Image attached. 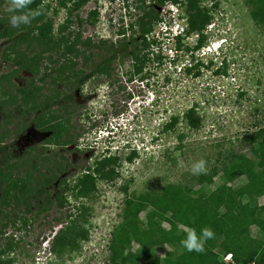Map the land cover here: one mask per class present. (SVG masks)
<instances>
[{
	"label": "rangeland",
	"instance_id": "obj_1",
	"mask_svg": "<svg viewBox=\"0 0 264 264\" xmlns=\"http://www.w3.org/2000/svg\"><path fill=\"white\" fill-rule=\"evenodd\" d=\"M81 1L42 0L53 21L55 38H73L81 33L83 40H103L119 46L128 39L130 25L141 14L135 8L138 0H84L80 5ZM183 1L155 7L161 20L148 39L155 42L150 51L153 56L159 55V60L150 55L152 61L145 62L141 73L135 74L133 61L120 55L113 60L110 77L86 78L69 91L74 93L72 102L68 101L74 112H55L62 121L70 119L61 133L68 130L72 143L58 144L47 139L49 133L35 130L30 124L21 134H11L7 139V147L13 149L14 155L26 148L37 151L43 147L46 157L62 154L69 164L64 176L70 187L84 173L82 169L95 174L103 158L116 160L111 165L114 178H95L98 180L92 197L75 199L68 190L69 206L61 211L54 208L34 218L35 211L25 215L21 210L16 224L0 227V264H107L111 240L124 222L126 200L160 194L170 185H188L196 191L203 188L209 193L222 183L223 172L234 161L242 157L264 158V144L257 146L249 138L264 129V15L254 21L249 0H202L201 6L207 9L211 22L197 46L199 37L187 34ZM6 12L3 3L0 18ZM12 29L19 32L22 25ZM177 37L180 42L175 40ZM9 46L8 39H0V74L11 67L4 59ZM98 61L95 57L94 62ZM83 62L78 59L76 68L88 74L91 67L83 66ZM27 76L22 73L13 82L22 85ZM189 111L200 119L197 129L186 123ZM201 159L207 161V173L193 175L192 164ZM57 160L65 163L61 158ZM252 178L250 173L230 185L236 190ZM57 191L51 190L54 194ZM230 203L228 200L222 207L216 205V209H227ZM79 205L87 209L88 218L72 228ZM257 210L264 213L261 198L250 210L255 224L246 232L250 237L247 246L254 244L258 236L264 240V221L256 217ZM146 212L139 216L142 222ZM22 221H26V227ZM173 224L165 217L166 229ZM62 229V238L73 241L71 246L61 248L55 244L54 236ZM81 232L86 233L85 238ZM243 233L234 234L232 245L237 259L242 258L239 243L244 242ZM155 248L161 260L170 250L165 242L155 244ZM125 250L140 253L142 261L146 259V252L136 242L126 243ZM188 254L198 264H216L219 259L206 251ZM231 262L228 263L238 264L233 258Z\"/></svg>",
	"mask_w": 264,
	"mask_h": 264
},
{
	"label": "trees",
	"instance_id": "obj_2",
	"mask_svg": "<svg viewBox=\"0 0 264 264\" xmlns=\"http://www.w3.org/2000/svg\"><path fill=\"white\" fill-rule=\"evenodd\" d=\"M168 1L178 3V0H152L151 4L138 0L135 8L141 10V14L136 17L135 23L130 25L131 33L128 39L116 46L103 40L97 43L92 42L90 38L83 40L81 33L73 38H55L53 21L48 17L46 7L45 14L34 20L31 26L22 25L19 32H14L9 22L12 14L8 12V0H0V5L5 4L8 16L5 14V17L0 18V39H8L10 42L4 59L11 63L10 69L0 74V118H3L0 119V227L16 224L18 212L21 210L25 215L35 211L34 218L54 208L61 211L69 204L66 194L70 193L75 199L90 198L96 189L95 181L98 179L95 178H114L111 165L116 159L107 157L98 162L94 171L96 175L84 168V173L70 187V181L64 176L69 164L62 154L46 157L43 147L37 151L26 148L20 154L14 155L13 149L7 147V139L11 134H21L30 124L35 130L49 133L47 139H52L58 144L66 146L67 143H72L68 130L61 133L63 125L70 119L62 121L61 117L56 115L57 112L61 115L74 112L68 102H72L74 93L69 91L78 88L86 78L95 75L110 77L113 60L120 55L133 61L135 74L141 73L145 62L152 61L150 55L154 54L150 47L155 42L150 41L148 36L155 24L161 20L155 7H162ZM83 3L84 0L80 5ZM201 3L202 0L182 2L187 19V34L199 37L197 46L202 43L206 27L211 22V16ZM41 4L42 0H34L30 7L34 9ZM249 6L250 17L257 22L264 15V0H249ZM4 27L7 28L4 30ZM175 40L180 42L179 37ZM158 56L155 54L153 57L159 60ZM95 57L99 58L98 62H94ZM80 58L84 61L83 66L91 67L88 74H85L83 69L76 68ZM24 71L29 73L30 77L17 86L13 81ZM55 106H58L56 110ZM15 112L17 115H14ZM30 114L32 116H29ZM16 118H19L17 122ZM24 119L30 121L25 122ZM185 120L192 129H197L200 124V119L195 117L192 111L185 115ZM11 126H14L12 130L9 129ZM252 135L254 136L249 138L255 145L264 144V129ZM78 136L76 133L75 137ZM61 138L65 141L61 142ZM35 152L37 154L33 157ZM57 158L65 160V163ZM49 161L52 162L51 165H48ZM250 173L252 180L236 190L231 187L230 183L234 180ZM222 180V183L209 193L203 188L196 191L188 185H170L160 194H144L126 200L124 222L111 240L107 264H198L196 258H191L180 242L189 230L194 228L199 233L205 226L211 227L215 232V238L206 242L205 251L219 257L216 264H230L224 261L228 254H231L238 264H264V240L258 236L254 238L253 246L245 245L250 239L246 232L255 224L250 210L253 206L256 207L259 198L264 203V158L242 157L234 161L223 172ZM198 186H202V183ZM54 188L58 190L55 194L51 192ZM68 190L70 192L66 193ZM228 200H231V203L227 209H216V205L222 207ZM72 208L74 209V206ZM76 210L72 228L73 224L88 218V211L83 205H79ZM143 212H146L144 222L139 218ZM70 213L71 211L68 214ZM69 216L71 218L72 215ZM165 217L174 222L169 229L163 225ZM256 217L264 221L263 211L257 210ZM21 224L26 227V221ZM239 232H244L241 237L244 242L239 243L242 258L237 259L232 244L234 234ZM81 233L82 238H85L86 233ZM63 234L62 229L54 236L55 244L58 243L57 246L61 248L71 246L73 241H65ZM130 242H136L146 252L144 261L141 260L140 253L126 252L125 245ZM162 242L170 247L163 260L159 258L155 248V244Z\"/></svg>",
	"mask_w": 264,
	"mask_h": 264
},
{
	"label": "clouds",
	"instance_id": "obj_3",
	"mask_svg": "<svg viewBox=\"0 0 264 264\" xmlns=\"http://www.w3.org/2000/svg\"><path fill=\"white\" fill-rule=\"evenodd\" d=\"M34 0H8V12L11 13L9 22L12 27L19 28L21 25L31 26L32 22L39 16L45 14L43 3L36 8H31ZM193 175L207 173V161L201 159L192 164ZM215 238V232L211 227H203L199 233L196 229L187 232L186 237L181 240V246L188 252L202 253L208 240Z\"/></svg>",
	"mask_w": 264,
	"mask_h": 264
},
{
	"label": "built area",
	"instance_id": "obj_4",
	"mask_svg": "<svg viewBox=\"0 0 264 264\" xmlns=\"http://www.w3.org/2000/svg\"><path fill=\"white\" fill-rule=\"evenodd\" d=\"M224 261L225 262H231L232 261V255L231 254H228V255H226L225 257H224ZM232 263V262H231ZM230 263V264H231Z\"/></svg>",
	"mask_w": 264,
	"mask_h": 264
},
{
	"label": "flooded vegetation",
	"instance_id": "obj_5",
	"mask_svg": "<svg viewBox=\"0 0 264 264\" xmlns=\"http://www.w3.org/2000/svg\"><path fill=\"white\" fill-rule=\"evenodd\" d=\"M5 62H6V61H5ZM22 73H26V74L29 75V77H30V74H29V73H27V72H25V71L22 72ZM22 73H21V74H22ZM27 77H28V76H27ZM58 106H59V105H58ZM58 106H56V107H58Z\"/></svg>",
	"mask_w": 264,
	"mask_h": 264
}]
</instances>
